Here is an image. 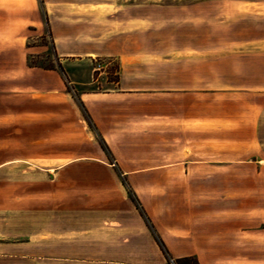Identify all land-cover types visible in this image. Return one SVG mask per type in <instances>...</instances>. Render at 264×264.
Masks as SVG:
<instances>
[{"label":"crops","instance_id":"1","mask_svg":"<svg viewBox=\"0 0 264 264\" xmlns=\"http://www.w3.org/2000/svg\"><path fill=\"white\" fill-rule=\"evenodd\" d=\"M19 1L0 0V44L45 24L56 66L25 57L4 68L29 78L7 96L22 112L1 114L21 122L24 153H42L78 129L80 105L108 152L91 144L94 158L48 170L85 165L105 186L42 263L264 264V0L125 2L102 14L94 0H50L44 22L37 3ZM95 59L116 62L113 80ZM67 86L89 90L76 101Z\"/></svg>","mask_w":264,"mask_h":264},{"label":"rangeland","instance_id":"2","mask_svg":"<svg viewBox=\"0 0 264 264\" xmlns=\"http://www.w3.org/2000/svg\"><path fill=\"white\" fill-rule=\"evenodd\" d=\"M15 1L16 8H24L19 0ZM31 1L38 4L34 15L44 22L46 15L44 3L50 0ZM145 1L153 0H94V6L95 11L102 14L113 11V8L106 5L118 6L125 2ZM17 39L14 42H5L4 45L0 44V65L3 66V69H0V108L4 111L7 106H10L14 108L16 114H20L24 106L23 100H10L7 96L13 91L15 93L22 91L23 87L20 84L17 85L16 81L29 77H24L23 71H6L4 68L11 64L17 66L25 57L26 66H35L42 70L55 68L56 62L49 30L45 24L39 32L34 28L25 29ZM92 67L98 71H106L108 80L114 79L116 72L114 60L95 59L92 61ZM64 73L68 81L73 80L70 66ZM8 82H11L10 87H7ZM98 87L100 90L105 88L101 84ZM88 90L89 88L80 86L66 88L76 101L82 92ZM78 108V129H74L73 126L63 130L62 142L57 144L61 147L59 151L50 149L46 152L31 154L24 153L22 149L21 122L7 118V115L1 114L0 111V165H4L0 168V243L13 244L5 248L0 246V255L13 256V259L11 257L6 262L0 261V264H44L39 259L40 255L54 256L55 244L66 243L71 239L74 227L72 220L81 218L75 215V209L87 206L88 195L91 197L102 195L104 191L102 188L105 185L93 182L91 176L96 172L94 168L80 165L74 168L73 174L65 173L59 177L55 176L56 173L48 172L49 169H53L54 164H64L73 158L83 160L94 158L92 148L89 147L91 144L108 157L106 147L94 132L84 109L80 105ZM52 139L48 141L54 146L55 141L54 138ZM10 143H14V147H10L9 150ZM55 156L61 160L57 158L54 161ZM130 199L135 203L132 196ZM90 202L92 203L93 200ZM62 250L63 254L69 251L67 248ZM21 256H27L30 259L14 258Z\"/></svg>","mask_w":264,"mask_h":264},{"label":"built area","instance_id":"3","mask_svg":"<svg viewBox=\"0 0 264 264\" xmlns=\"http://www.w3.org/2000/svg\"><path fill=\"white\" fill-rule=\"evenodd\" d=\"M167 264H177V262L174 259H172L171 257L167 256Z\"/></svg>","mask_w":264,"mask_h":264},{"label":"trees","instance_id":"4","mask_svg":"<svg viewBox=\"0 0 264 264\" xmlns=\"http://www.w3.org/2000/svg\"><path fill=\"white\" fill-rule=\"evenodd\" d=\"M58 69H59L60 72H62L60 67H58Z\"/></svg>","mask_w":264,"mask_h":264}]
</instances>
